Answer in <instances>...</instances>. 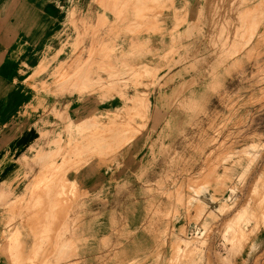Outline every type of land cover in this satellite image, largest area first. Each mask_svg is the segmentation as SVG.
Segmentation results:
<instances>
[{"label": "rangeland", "instance_id": "rangeland-1", "mask_svg": "<svg viewBox=\"0 0 264 264\" xmlns=\"http://www.w3.org/2000/svg\"><path fill=\"white\" fill-rule=\"evenodd\" d=\"M92 1L97 2L99 7L96 25H67L71 21L76 23L78 12H85L78 9L76 0H73L69 8L74 14H67L64 8L60 11L66 14V25L61 29H70L74 37H92V33L82 32L89 29L94 33L95 29H103L113 37L127 39L112 41L111 37H107V44L93 43L87 61V68L91 72H87V78L91 77L93 81L96 76L100 77L111 82L112 87L119 79L127 81L133 78L138 83L137 86L130 85L129 91H126L128 95H121L119 107L114 102L103 112L99 124L105 129L100 131L98 138L111 139L109 125L114 120L135 125L133 112L129 108L136 95L146 96L150 93L154 101L160 104L156 112L159 109L164 114L163 88L170 83L172 76L176 80L171 91H183L189 105L181 109L170 107L168 117L152 122L151 131L164 121L161 131L144 139L138 148L136 145L141 135L129 147H120V143H116L112 144L113 147L104 145L101 148L100 145L98 149L91 140L75 143V151L81 145L84 147L88 144V150L94 153L93 160L102 161L98 163L100 173L97 182L100 188L88 193V189L82 191V185L78 196L69 192L61 197L64 203L59 207L58 220L66 219L67 211L68 215L71 212L72 220L64 245L59 250L55 246L54 235L58 229L49 228L50 232L45 231L41 240L42 245L32 243L27 249L25 245L20 250L21 262L16 258V250L19 249L6 250L4 245L6 237L16 230L22 218L18 217L10 229L0 226V254L5 256V259L0 256V264H171L170 259L174 256L171 239L174 233H177L180 241L186 239L187 234L193 238V253L205 259L209 256L214 264H221V257L229 250L226 236L229 222L247 203L258 178H264V0H171L177 4L173 23L168 30L173 50L165 54L160 52L154 59L119 58V72L116 74H111L118 70L113 67L117 64L116 55L111 61L108 60L112 48H123L125 44L138 47L143 38L159 36H155L154 31L146 26L121 25L119 15L124 6L117 0ZM166 1L169 0H150L158 2L161 11L168 9L165 7ZM192 3H198L200 13L196 19L198 26L190 30L192 21L189 10ZM83 20L87 21V15ZM85 51L83 46L82 52ZM82 52L70 64L66 62L60 71L58 69L59 78H68L67 73L74 65L86 63H83ZM53 62L57 61H51L50 65ZM126 64L136 66L124 67ZM146 65L161 69L160 78L155 81V78L148 79L141 74ZM174 68L179 70L168 73L169 69ZM182 70L184 72L177 74ZM164 74H168L167 78L164 77V82L160 83ZM88 90L95 91L96 85L85 91ZM204 110L213 123H208L205 112H202ZM56 115L59 118V114ZM172 117H176L180 125L173 135L164 130ZM60 119L64 120L63 117ZM196 119L203 120V123H194ZM192 123L195 126L191 128ZM183 131L188 134L187 139L183 138ZM64 134L58 148L66 141L67 134L72 135V131ZM92 135L97 133L92 132ZM241 136L245 137V142H241ZM251 138L259 142L256 144L258 147L252 149L251 166H248V162L246 166L238 163L236 176L232 178V187H236L234 195L227 192L221 201L215 203L211 192L218 194L226 188L217 186L214 178V171L220 169L224 160V154L217 149L218 141H236L241 150L246 143L250 144ZM102 153L109 156L100 155ZM143 153L145 155L137 156ZM72 164H75L74 160ZM143 164L149 167L146 180L140 178ZM36 175L11 198L6 197L3 201L0 197V212L16 199L30 193ZM195 194H198L203 207L188 209V199H193ZM228 199L230 202H222ZM25 207L26 204L18 209L17 214L20 215ZM223 209L224 213L221 212ZM204 215L209 218L207 227L201 221ZM38 221L35 218L34 222ZM3 231L6 232L2 237ZM183 244L181 255L187 252ZM31 255L33 258L23 259ZM180 262H183V258ZM235 264H264V229L252 239L243 255L237 257Z\"/></svg>", "mask_w": 264, "mask_h": 264}, {"label": "bare ground", "instance_id": "bare-ground-1", "mask_svg": "<svg viewBox=\"0 0 264 264\" xmlns=\"http://www.w3.org/2000/svg\"><path fill=\"white\" fill-rule=\"evenodd\" d=\"M98 1L104 2L105 0ZM117 1L124 6L122 14L119 15V23L121 25L124 24L125 27L135 25L146 26L147 28L154 31V34L156 36H169L168 30L173 23L175 15L174 12L177 9V4H175V2H171V0L166 1L165 7H167L168 9H166V11H161L160 4L158 2H150V0ZM71 2L72 0H60L58 6L64 8L66 10V13L69 14L70 10L68 9V5ZM198 8V3H192L190 6L189 18L192 21L190 30H193L194 28H196V26H198V23H196L198 13H200ZM83 26H85V23H83ZM94 31L95 32L93 33V31L90 32L89 29H86L82 33H92L93 35L91 38L95 42L104 41L105 39H107V37H111L110 40L112 41H117L119 39L126 41L127 39V37H113V35H109V33L103 32V29H95ZM70 32V29H61L60 34ZM82 41V36L74 37L70 46L73 47L74 50H82L83 46L86 49V45ZM92 45L93 43H91L90 45L91 50ZM119 49L121 48H112V54L108 55V60L111 61L114 55L119 51ZM172 50L173 48L169 51ZM88 65L89 62L78 65L77 69H75V78L71 79L70 81L68 78L61 79V87H63L67 82L71 84L74 81V87L76 88V91H84L88 88H93L95 85L97 89L101 84L105 82L109 83L107 80H102L97 76L95 78L93 77V81L91 80V77L88 79L87 72H91L87 68ZM49 66V63L45 62L43 72H46ZM113 67L115 69L118 68L117 64H115ZM143 69L144 71L141 74L146 75L148 79H150V77H153L156 81V78L158 79L161 76V69L152 68L148 65H146ZM117 72H119V69L111 72V74H116ZM153 74H155V77L153 76ZM171 82L172 79L170 80V85ZM101 92V99H103L104 94H109L110 90L109 88H103ZM162 96L163 102H165L163 109L165 115L160 113L159 109L156 112L157 107H159L160 104L159 102L154 101V98L150 93L146 96L136 95L132 99L133 103H131V106L129 108V111L133 112V116L135 118L133 121H135V125H132L129 122L119 123L118 120L110 122L111 125L108 124L111 128L110 131H112V134L109 137L111 138L110 140H102L103 138H101L100 136L98 138V135H100V131L105 129V127L102 128L99 124L103 115L97 119L93 117V119H90L86 122H84L83 118L77 115L76 124H74L73 128L70 130L72 131V135L67 134L66 141L62 144V146L59 148L57 147V145L63 142L61 135L50 142L49 146L52 150L47 154L45 153L44 158L41 160V169L34 179L35 182L31 188L30 193L26 194V196H22L20 199H16V201H14L8 208H5L2 212H0V226H3L4 229H10L11 226L17 221L18 217L22 218V222L16 228V230L13 231L11 235L6 237V244L4 245V247L7 248L6 250L19 249L16 250V258L22 262L21 251L24 249V246L26 245L27 249L28 245H32V243L36 244L37 246L42 245L41 240L45 235V231L50 232L49 228L58 229L57 233H54V235L55 246L58 247L59 250L64 245L65 238L70 226V221L72 220L71 212L68 215V211L66 213V219L60 222L58 220V216L60 215L59 211L61 209H59V207H62L64 203V200L61 199V197L67 195L69 192H72L75 196H78L80 193L79 190L82 185L84 187L82 191L88 189L86 190L88 191V193H93L100 188V184L97 182L100 173V170L98 169V163L102 161L93 160L92 157L94 156V153L88 150V144L84 147H82L81 145L79 147V150L77 151L74 150L73 145L75 143L83 142L84 140H91L93 146H97L98 149L100 145L102 146L101 148H103L104 145L113 147L112 144L116 143H118V145L120 143V147H129L132 146L136 142L137 138L141 135L142 137L139 139L136 145V148H138L139 144L151 135L150 124H152V122L156 123L157 120L159 121V118L162 119L165 116L168 117L167 113L169 112L172 105L176 103L180 105L183 104L178 101L180 100V98H178L179 96L172 91L162 93ZM99 100L100 98L93 100L92 106L95 107V102H99ZM188 105L189 104L185 103L178 109L187 108ZM123 109L126 110V108ZM202 112L204 113L205 110ZM155 113L156 115L154 118ZM205 116L208 120V123H213V121L209 119L210 116L207 115L206 112ZM197 120L198 119H196L194 123H203V120ZM194 123L191 124V128L195 126ZM168 129L172 135L174 134V132H177L180 129L179 121L176 117H172L170 119ZM203 131H205V126H203ZM92 132L97 133V135H92ZM184 137L185 139H187L188 134L183 131V138ZM240 138L241 142L246 141L245 137L241 136ZM216 139H219V137ZM250 140V144L246 143L244 145V149L241 150L240 148H238L239 143L236 141H218L217 149H219V151L224 154V160L220 164V169L214 171V178L217 186L226 188H223L218 194L213 191L211 192L210 196L215 203L221 201V197L224 198V194H226L227 192H231L232 195H234L236 187H232V184H234L232 178L236 176L238 163L240 162V164L246 166L248 162V166H251V162H253L252 158L250 157L253 154L252 149L258 147V145L256 144H259V142L255 141L254 138H251ZM56 149L58 150V152ZM55 154H58L61 159L59 160L58 156L57 159ZM100 155L109 156L108 153H102ZM79 156L82 157H80V159H77ZM73 160L75 164H72ZM229 162L230 165L226 166ZM57 164L60 165L57 166ZM147 169L148 164H143L140 174L143 176ZM229 185H231V187H227ZM200 192L201 191H199V193ZM5 199V196H1V200L4 201ZM222 202L228 203L230 202V199L224 200ZM25 204L26 207L24 208V211L20 215H18V209L23 208ZM192 207H203L198 194H195L193 196V199H188L187 208L190 209ZM221 212L224 213V209L221 210ZM201 216H203V213L201 214ZM9 217L10 220H7L9 219ZM205 217L206 216L204 215L201 221H203V226L207 227L209 224V218ZM35 218H38L39 221L34 222ZM263 229L264 178H258V180L255 182V188L252 190L247 203L237 211V213L229 222L228 232L226 234L227 241L229 242V250L225 256L221 257V264L237 263V257L243 255L245 249L250 244L252 239L257 236ZM5 232L6 231L2 232V237L5 235ZM192 240L193 238L188 237L187 234L186 239H183L181 241L177 233H174L172 235L171 241L174 256L170 259L172 260L171 264H214L213 260L209 256L205 259L202 255L193 253V250H191L193 244ZM37 241L39 242L37 243ZM181 243H184L183 245L187 250L185 255L180 254V249H182ZM30 250H32V248ZM0 256L5 259L3 253L0 254ZM31 258H33L32 255L29 257H24L23 259ZM182 258L183 262H180L182 261Z\"/></svg>", "mask_w": 264, "mask_h": 264}, {"label": "crops", "instance_id": "crops-1", "mask_svg": "<svg viewBox=\"0 0 264 264\" xmlns=\"http://www.w3.org/2000/svg\"><path fill=\"white\" fill-rule=\"evenodd\" d=\"M58 1L60 2V0H0V197L11 198L22 191L40 171L45 153L52 150L50 142L60 135H65L66 131L70 132L76 124L77 115L83 118L84 122L93 117L100 118L114 102L119 107V99L121 95H128L126 91H129L130 85H138L135 79L128 78L127 81L115 80L113 87L112 83L105 82L95 91H76L74 81L71 84L67 82L61 87L60 80L63 78H59L58 69L60 71L66 62L70 64L82 50H74L70 46L74 33L60 34L61 27L66 25L64 23L66 14L65 12L61 14L63 8L58 6ZM72 3L73 0L68 5L69 10ZM76 5L85 12H78L76 23L71 21L67 22V25L76 26L83 23L88 26L96 25L99 15L97 2L76 0ZM72 13L74 14L70 11L71 15ZM85 15L86 22L83 20ZM82 42L86 45V51L82 52L84 63L89 61L90 45L95 41L91 37H83ZM100 43L107 44L108 40ZM140 43L142 44L138 47L125 44L119 49L116 56L114 55L118 69L119 58L154 59L158 53L165 54L172 49L171 37H145ZM51 61L57 62L50 65ZM45 62L50 66L43 72ZM78 65L80 64L77 63L68 71L69 81L75 78V69ZM128 66L136 65L126 64L124 67ZM178 70L179 68L169 69L168 73ZM184 71L186 73L187 69ZM167 75L162 76L160 83L164 82ZM174 77H171V85H164V93L172 90L173 81L176 80ZM103 88H109L110 93H105L101 99ZM175 94L180 98L178 101L187 103V96L183 91H177ZM97 98L100 100L95 102L96 106L93 107V100ZM182 105L176 103L171 107L178 109ZM56 113L59 114V118ZM162 122L151 131V135L161 131ZM164 130L169 132L168 128L164 127ZM148 174L149 167L140 178L146 180L145 176ZM129 177L132 178V175Z\"/></svg>", "mask_w": 264, "mask_h": 264}]
</instances>
